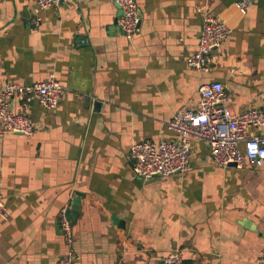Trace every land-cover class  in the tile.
<instances>
[{"label":"crops","instance_id":"0c3cea01","mask_svg":"<svg viewBox=\"0 0 264 264\" xmlns=\"http://www.w3.org/2000/svg\"><path fill=\"white\" fill-rule=\"evenodd\" d=\"M238 1L137 0L141 21L130 39L114 24L115 0L39 12L37 0H0V83L54 75L63 86L54 109L14 99L33 135L0 129L9 210L0 217V264H57L68 251L61 212L76 196L75 264H161L175 250L184 264H262L264 164L220 167L199 139L186 173L136 177L129 158L136 142L177 137L168 123L197 105L202 84L221 81L233 113L264 103V0L245 14ZM209 12L232 32L200 72L187 59ZM246 133L264 137V126Z\"/></svg>","mask_w":264,"mask_h":264},{"label":"built area","instance_id":"2783aa9c","mask_svg":"<svg viewBox=\"0 0 264 264\" xmlns=\"http://www.w3.org/2000/svg\"><path fill=\"white\" fill-rule=\"evenodd\" d=\"M74 0H37L36 12L49 6ZM122 9L119 25L123 33L133 39L141 21V11L137 0H115ZM252 0H239L237 7L247 13ZM39 25V19L33 20ZM232 28L226 20L216 13H205L197 50L188 57V65L197 71L210 69L211 53L221 47L231 34ZM63 86L52 75L49 79L30 84L14 81L0 83V129L1 134L33 135L34 124L24 112L15 111L14 99L30 104L38 98L45 109L58 107L62 100ZM199 101L195 107L182 108L168 123V128L177 133L172 140H145L134 143L129 158L136 177L149 179L156 176H169L186 173L191 170L190 154L192 139L204 141L214 162L220 167H242L246 162L257 167L264 164V137L248 136V127L264 126V103L242 113H233L229 106V97L221 81H212L198 87ZM70 207L61 212L60 227L68 251L57 264H75L77 253L73 247V220L69 216ZM0 217L7 219L9 210L0 193ZM169 264H184L181 250L172 251L165 259ZM264 264V257L260 260Z\"/></svg>","mask_w":264,"mask_h":264},{"label":"water","instance_id":"95a60500","mask_svg":"<svg viewBox=\"0 0 264 264\" xmlns=\"http://www.w3.org/2000/svg\"><path fill=\"white\" fill-rule=\"evenodd\" d=\"M116 6L118 7V12H117V15H116V18L114 20V24L117 25L118 22H119V19L120 17L122 16V9L120 8V5L116 3ZM81 195V194H80ZM80 202H81V199L79 196H76L74 199H73V204L71 206V208L69 209L68 211V214L71 218H76L77 214H78V211H79V208H80ZM73 220V219H72Z\"/></svg>","mask_w":264,"mask_h":264},{"label":"trees","instance_id":"16d2710c","mask_svg":"<svg viewBox=\"0 0 264 264\" xmlns=\"http://www.w3.org/2000/svg\"><path fill=\"white\" fill-rule=\"evenodd\" d=\"M161 264H169V263H166V262H162Z\"/></svg>","mask_w":264,"mask_h":264}]
</instances>
